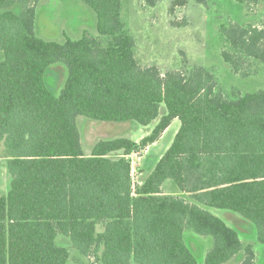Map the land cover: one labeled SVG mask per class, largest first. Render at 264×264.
Segmentation results:
<instances>
[{
    "label": "trees",
    "instance_id": "16d2710c",
    "mask_svg": "<svg viewBox=\"0 0 264 264\" xmlns=\"http://www.w3.org/2000/svg\"><path fill=\"white\" fill-rule=\"evenodd\" d=\"M80 1L95 13L98 37L59 44L35 34L40 0H0V149L10 179L0 197V264H68L59 236L96 264H197L185 230L213 238L205 264H231L241 254L237 264H255L252 247L244 249L238 232L208 209L240 215L264 245V91L231 100L202 66L165 74L142 67L123 0ZM142 1L154 8L162 0ZM189 1L207 4L173 0L171 11ZM219 32L235 75L247 78L253 62L264 65V26ZM54 66L66 71L59 94L47 81ZM79 116L157 125L139 143L101 140L87 156ZM175 120L172 145L134 186L128 157Z\"/></svg>",
    "mask_w": 264,
    "mask_h": 264
},
{
    "label": "rangeland",
    "instance_id": "374dc122",
    "mask_svg": "<svg viewBox=\"0 0 264 264\" xmlns=\"http://www.w3.org/2000/svg\"><path fill=\"white\" fill-rule=\"evenodd\" d=\"M172 1L162 0L154 8L145 6L142 0L122 2V18L136 41V58L142 67L156 66L165 74L168 71L183 70L186 64L202 66L215 75L216 91L231 100L239 94L264 91V65L257 61L253 62V75L247 78L235 75L222 58L221 53L228 50V46L219 32L222 25L263 27L264 0L249 1L245 4H239L235 0H207L205 5L189 1L185 7H177L171 11ZM20 10V7L14 9L17 13ZM180 25L183 27L179 28ZM35 34L44 41L59 44H63L67 39L77 41L85 34L98 37L96 15L80 0H40L36 7ZM3 60L4 55L0 51V62ZM65 80L66 71L62 66L52 67L47 74L48 84L57 94ZM155 125L157 121L150 127ZM77 126L86 152L90 151L95 142L101 140L132 138L140 142L147 131L146 127L135 123L98 122L83 116L77 118ZM176 128L177 124L170 129L161 145L163 148L170 140V146L172 145L175 138L172 136ZM147 149L128 157L132 164L134 186L141 185V180L149 172L148 169L153 167L161 155ZM7 161L8 158L1 148L0 197L9 191ZM180 195L183 198L188 197ZM208 211L238 232L244 249L252 247L255 264H264V245L259 243L257 230L253 224L231 211L220 209ZM184 237L197 258V264H205L206 255L214 245L213 238L201 236L190 230H185ZM56 245L69 252L68 264H96L94 259L83 256L67 237H57ZM242 259L243 254L238 255L231 264H237Z\"/></svg>",
    "mask_w": 264,
    "mask_h": 264
},
{
    "label": "crops",
    "instance_id": "0c3cea01",
    "mask_svg": "<svg viewBox=\"0 0 264 264\" xmlns=\"http://www.w3.org/2000/svg\"><path fill=\"white\" fill-rule=\"evenodd\" d=\"M177 122H179L178 120H175L173 123H172V125L163 133V135L161 136V138L155 143V144H153L152 146H149L148 148H149V150H153V151H156L157 153H161V155H160V157L158 158V161L162 158V156L165 154V152L169 149V147H170V143H171V140L169 141V142H167L166 144H165V146H164V148L161 146L162 145V143L164 142V140H165V138H166V136L168 135V133H169V131H170V129L174 126V125H176L177 124V128H176V131H175V133L173 134V136H172V138H174L175 136H176V134L178 133V130H179V128H180V125L177 123ZM180 123V122H179ZM136 126V125H135ZM156 126V125H155ZM155 126L154 127H146L145 129L147 130L146 131V134H145V136L144 137H146V136H148L151 132H152V130L155 128ZM140 128V127H139ZM143 137V138H144ZM142 138V139H143ZM172 138H170V139H172ZM116 139H118V138H116ZM127 139H130V140H132V138H127ZM141 139V140H142ZM81 140H82V137H81ZM113 140H115V139H113ZM107 141H110V140H107ZM132 141H134V142H136V143H139L138 141H135V140H132ZM97 142H99V141H97ZM97 142H95L94 143V145L91 147V149H90V151L89 152H86L85 151V154L87 155V156H89L90 154H91V151H92V149H93V147L95 146V144L97 143ZM82 144H83V140H82ZM83 147H84V145H83ZM85 150V149H84ZM148 150V149H147ZM158 150H162V151H158ZM151 160H153V159H151ZM144 174H146V173H143V175ZM142 181V180H141ZM164 190H165V192H167V193H173L174 194V189H173V187H170L169 185H166L165 187H164ZM175 194H177V193H175ZM87 259H89V258H87Z\"/></svg>",
    "mask_w": 264,
    "mask_h": 264
}]
</instances>
